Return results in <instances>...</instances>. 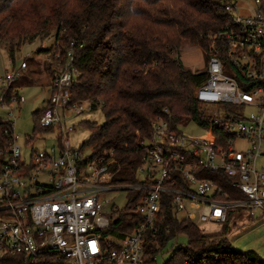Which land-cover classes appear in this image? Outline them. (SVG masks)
<instances>
[{
  "label": "built area",
  "instance_id": "1",
  "mask_svg": "<svg viewBox=\"0 0 264 264\" xmlns=\"http://www.w3.org/2000/svg\"><path fill=\"white\" fill-rule=\"evenodd\" d=\"M224 13L228 16L224 30L208 37L206 79L194 96L204 108L236 109H225L223 116L210 114L213 126L231 139L225 146L216 144L212 131L197 123L204 134L187 136L179 131L180 125L173 128L170 121L156 117L142 143L144 155L134 185L114 184L111 153L91 157L71 147L70 118L103 107L101 102L72 98L79 77L73 65L74 42H69L64 55L55 54L57 71L50 96L34 122V129L43 131L33 130L24 147L14 135L16 113L25 102L13 88L19 74L0 77V123L7 128V138H0V264L13 256L33 264L49 254L57 264H147L146 234H156L157 222L166 217L161 210L163 194L170 196L171 213L196 226L226 224L233 210L264 218V167L256 165L264 158V88L247 91V85L241 87L227 74L228 66L247 82L264 81V0H252L251 6L230 0ZM20 69H26L24 62ZM247 108L254 112L246 115ZM47 137L56 144L43 150L32 147L35 142L45 145ZM239 143L245 145L243 150H236ZM26 146L31 149L26 151ZM205 173L227 179L244 198H215L225 191L217 180L221 178L211 179ZM117 190L145 192L133 211L142 222L125 237L109 235L114 240L108 241L103 232L113 218L103 212L108 201H100V196ZM179 247L185 264H215L213 255L203 256L187 244Z\"/></svg>",
  "mask_w": 264,
  "mask_h": 264
},
{
  "label": "trees",
  "instance_id": "2",
  "mask_svg": "<svg viewBox=\"0 0 264 264\" xmlns=\"http://www.w3.org/2000/svg\"><path fill=\"white\" fill-rule=\"evenodd\" d=\"M230 0H0V45L7 49L13 62L17 52L28 42L54 39L49 50L51 61L56 51L65 54L69 42L75 44L73 65L79 77L72 86L75 101H101L104 123L82 122L90 136L82 149L90 156L111 153L115 172L114 184L134 185L136 171L144 155L143 144L156 117L170 121L173 128L188 121L208 128L216 144L225 146L231 139L213 126V117L205 113L194 92L205 81V72L186 69L179 51L183 45L198 46L206 53L208 37L224 30L228 16L224 6ZM130 19L132 21H130ZM54 49V50H53ZM207 59V58H206ZM56 61V59H55ZM155 63V65H152ZM49 69L53 75L55 70ZM247 91L264 88V81L251 83L233 69L231 73ZM227 111L236 110L225 106ZM43 110L32 114L38 121ZM6 126L0 123V138H7ZM42 132L34 129V132ZM208 178H221L205 173ZM225 190L218 199L242 200L227 179H217ZM232 188V189H231ZM145 195L137 192L128 206L120 210L104 236L120 238L134 231L142 222L133 212ZM162 212L157 233H147L144 257L147 264L170 246L176 237L203 256H215V264H259L255 255L236 252L224 238L201 233L195 224L178 219L171 213L169 195L163 194ZM180 246V245H179ZM164 264H185L180 247ZM4 264H32L18 256ZM33 264H57L51 254Z\"/></svg>",
  "mask_w": 264,
  "mask_h": 264
},
{
  "label": "rangeland",
  "instance_id": "3",
  "mask_svg": "<svg viewBox=\"0 0 264 264\" xmlns=\"http://www.w3.org/2000/svg\"><path fill=\"white\" fill-rule=\"evenodd\" d=\"M238 1V0H237ZM240 4L244 6H251L252 0H239ZM245 11V10H243ZM130 21H132L130 19ZM54 39L36 40L34 42L26 43L15 56L12 62L9 58L7 49L0 45V77L6 73L16 72L19 74L14 81L13 88L25 100L21 110L16 113L17 119L14 123V135L16 142L21 147H24L26 136H31L34 130V120L32 114L41 110L44 103L50 96V85L55 73L52 75L49 71H57L54 61H51L49 50L53 48ZM210 47V43H209ZM54 50V49H53ZM55 54H59V51ZM180 60L183 66L189 71L203 72L206 67L207 55L204 50L198 46L183 45L179 51ZM26 64V69L21 70L22 63ZM152 65H155L153 63ZM227 74L231 75L230 68L227 66ZM101 102V101H98ZM102 103V102H101ZM205 113L213 114L219 113L223 116L225 106H207L203 108ZM254 110L247 108L244 110L246 115L253 113ZM89 122L97 125L104 123V116L101 110H93L86 112L80 116H73L70 118L68 125L74 126V131L69 135V141L72 148L81 149L85 155H90V150L82 149V145L89 139L90 132L81 123ZM180 132L187 136H201L204 134L203 130L196 126L191 120L178 127ZM56 144L52 137H47L46 144L42 145L38 142L33 144V148L38 150L48 149ZM245 145L237 144L236 150L244 149ZM26 151L31 149V146H26ZM258 167H264V158L257 160ZM39 181H44V178H39ZM135 191L117 190L101 194L100 201H108L103 207V212L112 216L113 221L117 219L120 210L128 206L131 200L136 196ZM199 229L208 235H213L216 239L224 238L228 244L236 252L240 254H253L257 258L259 264H264V218H251L247 212H240L233 210L226 224L204 223L198 224ZM108 241L114 240L113 237L105 235ZM187 240L185 237H176L170 246H167L160 254L156 256V264H164L172 256L171 246L173 248L179 245L185 246Z\"/></svg>",
  "mask_w": 264,
  "mask_h": 264
},
{
  "label": "crops",
  "instance_id": "4",
  "mask_svg": "<svg viewBox=\"0 0 264 264\" xmlns=\"http://www.w3.org/2000/svg\"><path fill=\"white\" fill-rule=\"evenodd\" d=\"M46 102H47V100H46ZM46 102L44 103V106L46 105Z\"/></svg>",
  "mask_w": 264,
  "mask_h": 264
}]
</instances>
